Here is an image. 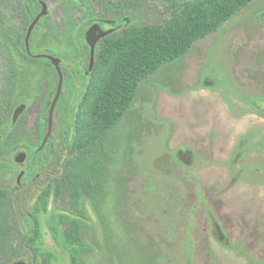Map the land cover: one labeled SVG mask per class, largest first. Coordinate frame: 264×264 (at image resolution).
<instances>
[{
  "label": "rangeland",
  "instance_id": "rangeland-1",
  "mask_svg": "<svg viewBox=\"0 0 264 264\" xmlns=\"http://www.w3.org/2000/svg\"><path fill=\"white\" fill-rule=\"evenodd\" d=\"M148 22L98 0H0V78L10 65L17 84L0 127V188L16 208L21 199L32 212L61 174L87 113L91 29ZM26 53L60 59L63 75L43 147L59 77ZM109 146L103 218L82 203L86 264H264V0L142 82ZM69 211L52 196L39 215L40 246L54 264H71L50 231ZM18 220L30 232L29 219Z\"/></svg>",
  "mask_w": 264,
  "mask_h": 264
},
{
  "label": "trees",
  "instance_id": "trees-1",
  "mask_svg": "<svg viewBox=\"0 0 264 264\" xmlns=\"http://www.w3.org/2000/svg\"><path fill=\"white\" fill-rule=\"evenodd\" d=\"M98 1L118 13H131L152 22L122 28L98 42L96 67L87 71L92 77L86 97L87 113L61 174L42 192L33 211L25 210L21 199L16 208L11 192L0 188V264L23 259L28 264L55 263V253L40 246L43 235L39 215L48 210L52 196L70 211L55 215L57 225L50 227L51 234L68 251L71 264H86L88 247L83 232L89 217L82 203L88 199L103 218L110 132L131 108L140 84L162 66L186 55L195 43L217 32L257 0H163V5L145 0ZM25 57L29 63L45 64L58 74L48 59L28 53ZM11 69L7 65L0 78V127L9 122L17 97ZM19 215L29 219L30 232L21 229Z\"/></svg>",
  "mask_w": 264,
  "mask_h": 264
},
{
  "label": "water",
  "instance_id": "water-1",
  "mask_svg": "<svg viewBox=\"0 0 264 264\" xmlns=\"http://www.w3.org/2000/svg\"><path fill=\"white\" fill-rule=\"evenodd\" d=\"M43 11L42 13L36 18V20L33 22V24L31 25L30 29H29V32H28V39L31 35V32L34 28V26L36 25V23L38 22V20L46 14V9H45V5L43 4ZM99 29L98 26H94L91 31H90V38H89V44H90V47H91V57H90V70L92 69L93 65H94V61H95V52H96V47H97V44L100 40L104 39L105 37L109 36L112 31H108V32H102L100 33L99 35H97V30ZM40 57H44L46 59H49L52 64L55 66L57 72H58V75H59V84H58V89H57V93H56V96L53 100V103L51 105V109H50V113H49V132L42 144L41 147H43L48 138L50 137L51 135V132H52V126H53V115H54V110H55V107H56V104L58 102V99L61 95V91H62V87H63V75H62V72L60 71V59L58 58H55L53 56H40Z\"/></svg>",
  "mask_w": 264,
  "mask_h": 264
}]
</instances>
